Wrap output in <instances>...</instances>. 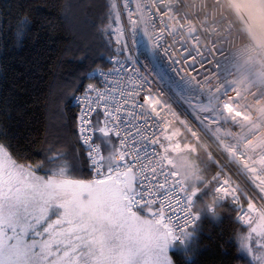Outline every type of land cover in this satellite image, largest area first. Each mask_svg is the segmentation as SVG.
I'll return each instance as SVG.
<instances>
[{
	"label": "snow or ice",
	"instance_id": "6c2138e0",
	"mask_svg": "<svg viewBox=\"0 0 264 264\" xmlns=\"http://www.w3.org/2000/svg\"><path fill=\"white\" fill-rule=\"evenodd\" d=\"M233 5L238 12L247 15L253 32L264 37V0H233ZM111 9L117 13L118 19L115 3ZM169 19L173 20V17ZM149 21L150 15L146 23ZM128 23L131 32L127 39L121 28H116L112 33L116 36L115 43L120 56H124L126 51L138 50V20L132 19L131 12ZM184 27L179 24L180 29ZM176 28L177 26L173 27L168 34L172 35ZM187 32L192 34L197 29L191 26L187 28ZM143 35L152 48L159 51L163 32L150 36L145 28ZM212 51L210 48L209 52ZM215 51L220 52L221 56L225 54L223 47H216ZM170 55L171 51L165 49V58ZM138 59V56L130 54L124 56L123 60L117 59L115 64L125 72L127 69L124 66L131 64L132 75L137 78L124 93L123 102L124 106L140 118L142 127L138 126L137 135L141 136L142 149L129 150L126 147L127 137L121 136L120 107L114 105L109 111L107 101L112 97L107 91L101 92L91 84L88 85V91L95 92L96 99L92 105L87 106V112L80 115L79 133L83 143L88 146L87 157L95 177L74 178L66 167L50 171L46 176L38 175L36 168L43 165L37 164L34 168L32 165L18 164L7 149L0 145V264H171L167 256L168 245L190 233L181 231L177 235L172 229L171 220L165 221V212L174 209L172 201L175 200L184 214L183 223L179 225L181 229L197 221L199 216L193 208V198L197 192L186 188L174 169L169 152L175 150V145L164 143L172 141L173 136L167 135L162 128L158 134L149 126L150 121L155 125H160L163 121L158 119L160 113L155 105L146 98L141 99V93L145 97L159 96V93L150 87L147 76L136 70ZM199 64L203 66V60ZM147 67L145 64V68ZM194 67L193 64L189 65V68ZM212 68H219L215 58ZM117 70L114 68L112 72ZM152 71H156V75L170 87L174 83L163 67L154 64ZM101 76H105L103 71ZM209 76L210 69L203 74V80L209 79ZM180 79L190 91H205L203 80L188 75H182ZM87 99L89 97L85 95V100ZM101 101L105 102L103 123L97 120L93 124L88 113L93 111V105L99 108ZM207 102H211V97L207 98ZM235 112L233 109L227 113V118L235 122L234 126L243 130L247 127L245 122L250 121L251 117L240 112L242 119L236 121ZM200 124L203 125L201 122ZM96 131L108 138L111 147L107 156L102 154L98 144L92 142V133ZM112 135L119 138V146L112 142ZM157 146L162 151L157 152ZM259 146L261 145L253 146L252 151ZM147 147L154 149V159L148 167L150 175L156 178L151 183L158 186L143 187L138 191L137 174L133 168L141 160L140 151ZM128 155H132L131 160L126 159ZM251 159L249 156L247 160H242V167L258 182L257 186L261 191H264V160L257 161L258 166H253L249 162ZM169 168L173 171H169ZM143 169L144 165L141 164V173ZM147 181L148 175L145 174L144 181L140 183L143 185ZM221 192L231 195L236 201L245 195L238 188L221 189ZM161 195L164 199L160 198ZM261 199L264 200V197ZM248 208L256 210L251 202L248 203ZM145 210L151 214V218L140 214ZM171 215L178 216V213L173 210ZM259 215L264 217V205L261 206Z\"/></svg>",
	"mask_w": 264,
	"mask_h": 264
},
{
	"label": "built area",
	"instance_id": "2783aa9c",
	"mask_svg": "<svg viewBox=\"0 0 264 264\" xmlns=\"http://www.w3.org/2000/svg\"><path fill=\"white\" fill-rule=\"evenodd\" d=\"M114 3L118 8V19L111 25V39L114 46L118 47L115 43L116 36L112 34L116 28L124 30L125 39L131 32L128 23L129 13L131 12L133 20H138V50L126 51L124 56L131 54L139 57L136 61V70L141 75L147 76L150 87L159 93V96L149 95L147 97L141 93V99L146 98L151 101L160 113L158 119L163 121L160 125H155L150 121L149 126L158 134L162 128L167 135L173 136L172 141H164L166 144L175 145V150L169 152L172 164L174 157L186 150V136H189L191 142L199 141L205 144L217 160L216 171L212 178L215 192L223 201L230 203L238 210L239 222L250 223L264 205V200L261 199L264 197V191H261L257 186L258 182L244 170L242 160H247L251 156L252 159L249 162L253 166H258L257 161L264 160V143H262L264 142V52L257 48L229 0H114ZM149 15L151 21L146 23ZM170 17H173V20H170ZM179 24H183L184 29H180ZM176 26V31L169 35L168 33ZM191 26H195L197 32L188 34L187 28ZM145 28L150 36L163 32V39L159 41L161 45L159 51L153 49L147 37L143 35ZM224 40L227 42H223ZM216 47H223L225 54L221 56L220 52L215 51ZM210 48L213 49L211 53ZM165 49L171 51V55L167 58L164 56ZM124 56L109 57L107 68L95 70L87 76V79L91 80L88 85L95 86L101 92H108L112 97L107 101L109 111L114 105L120 107L121 136L127 137L126 147L129 150L142 149L141 136L137 135L138 126L142 127L140 118L130 108L124 106L123 102L124 93L132 87V81L137 78L132 75L133 66L131 64L124 66L127 69L126 72L115 64L117 59L123 60ZM213 58L219 64L218 69L212 68ZM150 60L152 63H149ZM200 60H203V66L199 64ZM254 60L260 62L261 68L251 72V75L256 77L257 83L248 86L240 80L241 72L247 63ZM173 61H175L174 64ZM145 64L148 65L147 68ZM154 64L168 71L174 81L171 87L156 75V71H152ZM190 64L195 67L189 68ZM170 65L171 68H169ZM114 68L118 70L112 72ZM209 69L211 83L209 79L203 80V74ZM102 71L107 79L101 76ZM110 72L111 75H108ZM182 75L203 80L205 91L203 93L196 89L190 91L187 85L181 82ZM88 85L72 101V105L78 111L77 129L86 155L88 146L80 137L79 117L87 112V106L92 105L96 99L95 92L88 91ZM85 95L89 99L85 100ZM208 97H211V102H207ZM100 105L99 108L93 105V111L88 113L93 124L97 120L103 123L105 102L101 101ZM233 109L236 110V121L242 119L240 112L251 117L250 121L245 122L247 127L243 130L234 126L235 122L227 118V113L232 112ZM210 117H215V119ZM98 135L104 136L96 131L92 133V142L100 146L97 141ZM111 137L119 146V138L115 135ZM161 139L163 140V136ZM180 141L181 144L177 145L176 142ZM256 145L261 146L252 151V147ZM153 150V147H147L140 151L141 160L133 168L137 174L138 191L143 187L158 186L151 183L156 178L150 175L148 167L154 159ZM155 150L162 151L158 146ZM101 152L105 155L102 148ZM126 159L131 160L132 155H128ZM88 164L90 177L93 178L96 174L91 168L89 159ZM141 164L144 165L143 173L140 171ZM169 171L173 169L169 168ZM145 174L148 175V181L142 185L140 182L144 181ZM160 180L163 182L162 177ZM184 186L187 188L186 184ZM231 188H238V191L245 195L236 201L231 195L222 194L221 189ZM160 198L164 199L162 195ZM195 202L196 195L193 198V208ZM249 202L255 205V211L248 208ZM172 203L175 207L165 212V221L171 220L172 229L177 235L181 231L189 232L198 224L199 219L181 229L179 225L183 223L184 214L180 211V206L175 204V200ZM153 210H155V205ZM173 210L178 213V216L171 215ZM185 239L186 237L173 242L184 243Z\"/></svg>",
	"mask_w": 264,
	"mask_h": 264
},
{
	"label": "trees",
	"instance_id": "16d2710c",
	"mask_svg": "<svg viewBox=\"0 0 264 264\" xmlns=\"http://www.w3.org/2000/svg\"><path fill=\"white\" fill-rule=\"evenodd\" d=\"M113 3L0 0V145L18 164H41L36 169L42 174L52 157L62 156L72 177L91 178L72 101L91 82L84 74L107 68L108 58L118 55L111 39ZM97 141L108 154V138L98 135ZM206 166L208 183L196 187L198 224L185 243L171 242V261L253 264L241 253V236L254 225L264 227V217L258 213L249 226L239 222L238 210L214 190L216 164ZM262 242L264 251V234Z\"/></svg>",
	"mask_w": 264,
	"mask_h": 264
},
{
	"label": "rangeland",
	"instance_id": "374dc122",
	"mask_svg": "<svg viewBox=\"0 0 264 264\" xmlns=\"http://www.w3.org/2000/svg\"><path fill=\"white\" fill-rule=\"evenodd\" d=\"M260 68H261V65L258 60H254L252 62L247 63L241 72L240 80H242V82L248 86L254 85L255 83H257V80H256V77L251 75V72H254L255 69L260 70ZM89 74L90 73H85L84 78H87ZM176 144L177 145L181 144V141L176 142ZM185 145H186V150L181 153L186 154V159H189L190 163L199 169L200 174L202 176V179L198 180L195 186H191V185H186V186L187 188L189 187L192 188L191 189L192 191H195L198 193L199 188H196L197 185L204 182L203 184H201L203 186L208 183V181L206 182V179H205V171L207 168L206 165L209 164L210 162H214L216 164L217 160L212 155L211 150L202 142H199V141L191 142L189 136H186ZM179 154H177V156ZM50 160H52V164L47 169L43 168L44 171L42 170V174L36 169V173L38 175H41V176L49 175L50 171L58 170L61 167H66L67 171L69 170L68 173L70 174L69 164L65 161L64 158H62V156H54ZM173 165L175 168L174 161H173ZM140 214L148 216V218H151L150 214H148L146 211H142ZM253 221H254V218L250 223H246L243 225L249 226L250 224H252ZM263 234H264V227L254 225L253 227L249 229L248 234L241 236V245L243 247V248L240 247L242 250L241 253L244 254L250 260H252L253 264H264V251L262 250ZM186 241L187 240H185V242ZM172 248L173 247L170 243L167 247V256L169 257L170 261H171L170 251L172 250ZM171 264H173L172 261H171Z\"/></svg>",
	"mask_w": 264,
	"mask_h": 264
},
{
	"label": "clouds",
	"instance_id": "9594fccd",
	"mask_svg": "<svg viewBox=\"0 0 264 264\" xmlns=\"http://www.w3.org/2000/svg\"><path fill=\"white\" fill-rule=\"evenodd\" d=\"M174 163L175 171L186 185L195 186L196 182L202 179L199 169L186 159V154L181 153L174 157Z\"/></svg>",
	"mask_w": 264,
	"mask_h": 264
},
{
	"label": "water",
	"instance_id": "95a60500",
	"mask_svg": "<svg viewBox=\"0 0 264 264\" xmlns=\"http://www.w3.org/2000/svg\"><path fill=\"white\" fill-rule=\"evenodd\" d=\"M237 17L239 18V20L241 21V23H243V25L246 27L250 37L253 39V41L256 43L257 48H259L260 50H262L264 52V37H261L260 34L258 32H253L251 25H250V21L247 17L246 14L242 13V12H238L234 5H233V0H229Z\"/></svg>",
	"mask_w": 264,
	"mask_h": 264
},
{
	"label": "crops",
	"instance_id": "0c3cea01",
	"mask_svg": "<svg viewBox=\"0 0 264 264\" xmlns=\"http://www.w3.org/2000/svg\"><path fill=\"white\" fill-rule=\"evenodd\" d=\"M108 149L110 150V146H108ZM109 154V153H108ZM108 154H105V155H108Z\"/></svg>",
	"mask_w": 264,
	"mask_h": 264
}]
</instances>
